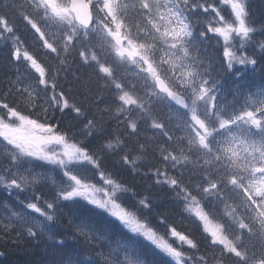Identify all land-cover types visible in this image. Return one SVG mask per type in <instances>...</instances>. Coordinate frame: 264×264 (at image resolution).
Instances as JSON below:
<instances>
[{
	"label": "snow or ice",
	"instance_id": "6c2138e0",
	"mask_svg": "<svg viewBox=\"0 0 264 264\" xmlns=\"http://www.w3.org/2000/svg\"><path fill=\"white\" fill-rule=\"evenodd\" d=\"M0 46V189L31 210L0 202V245L45 243L56 264H264V83L222 92L221 74L264 71L247 0H0Z\"/></svg>",
	"mask_w": 264,
	"mask_h": 264
},
{
	"label": "trees",
	"instance_id": "16d2710c",
	"mask_svg": "<svg viewBox=\"0 0 264 264\" xmlns=\"http://www.w3.org/2000/svg\"><path fill=\"white\" fill-rule=\"evenodd\" d=\"M247 3H248V7L251 10L252 16L257 21L264 20V0H247ZM220 7L224 8L222 4L220 5ZM222 15L231 16L230 8H224V11H222ZM232 18L234 19V16H232ZM13 19L16 18L13 17ZM16 22L19 23V20L16 19ZM211 35L213 34L209 33V36ZM221 43H222V38H221ZM211 45L212 47L209 48V51H212L214 56L218 54H222V48L213 51V48L215 46V40L211 42ZM8 56L9 54L7 49H3V47L0 46V86L3 85L6 75H14V73L10 71V66L8 65ZM74 71H76V65H73L69 69V79H71V74ZM217 71H219V60H217ZM221 76L223 80L222 92L227 96L229 100L232 99L231 93L238 84L246 88H252L253 90H255V88L258 87L261 83H264V71L261 70L260 65H257V70L254 73L253 72L246 73L243 81L240 80L238 77H234L231 75L221 74ZM71 95L75 96L77 100H79L80 98L79 94L75 90L71 93ZM28 196H30V192H23V193L13 192L12 195L10 196L7 192L0 189V202L7 201L17 211H31L24 209L22 205L19 203V201L25 200V198ZM3 211L4 210L0 208V213H3ZM65 212L68 215H71L72 210L70 208L65 209ZM174 219L176 221V226L178 230L187 232L189 229H192L193 234L197 235V237L199 238V232H197L194 229V227L190 224L189 221L182 220L179 217H174ZM97 227L101 229V234L107 235L113 240L117 238L116 230L112 229L110 225L104 223L103 221L97 220ZM65 231H68V229L65 228ZM201 231H202V226H201ZM162 232L163 231L161 230V233ZM141 240L145 245V248L141 249V251L145 252L147 257L149 255H152V252L149 250L150 249L153 250L152 248L153 245H151L146 240L143 239ZM0 250L5 252V255L0 257V264H56V261L60 259L59 256L53 254L52 249L49 248L45 243H41L39 246L32 247L29 250L25 251L24 249L19 248L14 244H12L11 242H9V244H7L6 246L0 245ZM67 250L69 252H73L74 258H75V253L73 250L79 251L84 257L93 255L92 250L84 248L82 246V242L81 244H77L71 238L68 239Z\"/></svg>",
	"mask_w": 264,
	"mask_h": 264
},
{
	"label": "bare ground",
	"instance_id": "6f19581e",
	"mask_svg": "<svg viewBox=\"0 0 264 264\" xmlns=\"http://www.w3.org/2000/svg\"><path fill=\"white\" fill-rule=\"evenodd\" d=\"M263 75V74H262Z\"/></svg>",
	"mask_w": 264,
	"mask_h": 264
}]
</instances>
